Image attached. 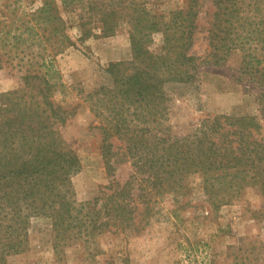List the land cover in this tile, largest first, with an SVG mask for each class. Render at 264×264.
Returning <instances> with one entry per match:
<instances>
[{
    "label": "trees",
    "instance_id": "16d2710c",
    "mask_svg": "<svg viewBox=\"0 0 264 264\" xmlns=\"http://www.w3.org/2000/svg\"><path fill=\"white\" fill-rule=\"evenodd\" d=\"M125 2L43 0L32 16L54 26L63 42L69 25L61 10L78 14L83 38L94 36L89 25L103 37L128 26L132 60L113 64L114 87H99L84 101L98 122L109 175L119 156L130 161L131 173L124 184L110 182L92 199L76 200L71 179L81 165L59 127L77 106L55 104L64 85L52 57H42L43 69L27 71L20 89L0 93V264L26 250L35 219L49 220L57 257L67 246L90 247L103 234L137 235L153 224L163 200L181 194L195 175L216 206L257 189L264 214V136L257 121L215 116L178 134L166 123L165 91L169 83L195 81L203 66L227 68L234 61L231 76L255 88L263 115L264 0H189L187 9L168 15L149 0ZM25 30L31 35L33 27Z\"/></svg>",
    "mask_w": 264,
    "mask_h": 264
},
{
    "label": "rangeland",
    "instance_id": "374dc122",
    "mask_svg": "<svg viewBox=\"0 0 264 264\" xmlns=\"http://www.w3.org/2000/svg\"><path fill=\"white\" fill-rule=\"evenodd\" d=\"M42 1L0 0V93L20 89L26 72L41 71L42 57H52L61 77L59 83L64 85L54 94L55 104L73 109L77 106L59 130L80 161L81 168L71 182L76 200L83 202L110 182L124 184L131 173L130 161L119 156L109 175L101 155V134L94 129L98 122L84 99L99 87H114L109 69L132 60V43L127 25L107 37L101 36L98 26L89 25L94 36L83 38L78 14L61 10L69 25V41L63 42L54 26L45 28L34 20L32 14ZM126 1L129 5L138 0ZM149 1L155 11L167 15L187 9L189 4V0ZM31 26L33 31L28 35L25 29ZM154 40L156 49L161 35ZM203 46L198 42L199 54ZM230 66L236 68L235 62H229ZM229 67L203 66L195 81L165 86L166 123L175 133L185 134L205 118L230 116L254 118L264 136L258 93L245 81H236ZM203 188L202 177L192 176L181 194L163 200L153 224L144 231L137 235L103 234L90 247L80 243L65 247L59 257L54 253L49 220L35 219L28 247L9 256L7 264H264L260 192L247 188L228 204L216 206L207 200Z\"/></svg>",
    "mask_w": 264,
    "mask_h": 264
}]
</instances>
